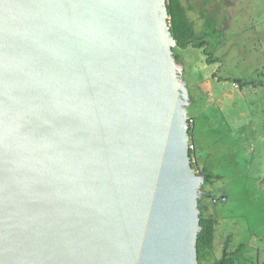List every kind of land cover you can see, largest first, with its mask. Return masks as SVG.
<instances>
[{"label": "water", "instance_id": "95a60500", "mask_svg": "<svg viewBox=\"0 0 264 264\" xmlns=\"http://www.w3.org/2000/svg\"><path fill=\"white\" fill-rule=\"evenodd\" d=\"M169 18L167 0H0V264H199L206 175Z\"/></svg>", "mask_w": 264, "mask_h": 264}, {"label": "rangeland", "instance_id": "374dc122", "mask_svg": "<svg viewBox=\"0 0 264 264\" xmlns=\"http://www.w3.org/2000/svg\"><path fill=\"white\" fill-rule=\"evenodd\" d=\"M182 1L191 7L189 15L199 30L200 0ZM218 2L223 31L209 30L195 38L207 41V51L193 46L176 50L193 99L189 115L195 120L190 131L197 161L194 168L204 167L215 174L202 185L208 195L201 198L205 215L218 220L214 255L204 264L223 257L228 239L229 251L245 244L237 264H264V42L259 39L262 48H252L251 35L260 27L250 25L264 19V0ZM210 53L220 61L209 62ZM235 78L254 80L259 87L246 93L251 86L240 88L235 82L236 87Z\"/></svg>", "mask_w": 264, "mask_h": 264}, {"label": "trees", "instance_id": "16d2710c", "mask_svg": "<svg viewBox=\"0 0 264 264\" xmlns=\"http://www.w3.org/2000/svg\"><path fill=\"white\" fill-rule=\"evenodd\" d=\"M167 6L169 11V23L170 29L175 37L177 43L174 46L173 51L174 55L178 60H180V55L177 53V49L186 48L188 46L193 47H204L207 41L196 40L197 33L198 36H204L206 32L216 31L221 32L222 30V20L224 18L221 16V10L219 6L218 0H200L197 11L200 12L202 23L198 24V29L196 28V21L193 20L189 15L188 6H186L182 0H167ZM193 6V5H192ZM221 13V14H220ZM198 31V32H197ZM204 51L206 52V47H204ZM209 62L212 61H220L219 58H214L210 53L207 59ZM216 76L213 74V77ZM234 82H238L240 88L247 86L251 83H256L251 79H243V78H235ZM191 96V95H190ZM192 99V97H191ZM193 102V99H192ZM191 124L189 126V132L192 129V125L194 124V117L190 116ZM191 134V132H190ZM195 144L194 142L190 143V156L194 157ZM197 161H192V166L195 167ZM201 170L205 173V181H210L215 176V174L208 171L206 168H201ZM204 184V183H203ZM208 196L207 193L204 195ZM199 207L201 210L200 213V224L202 229L198 235L197 241V249H198V260L199 264H204V262L212 255H214V239L216 232V225L218 220L213 215H205V206L202 203V200H199ZM243 244L236 250L229 251V239L226 240L224 245L225 257L221 264H236L239 260L240 252L242 251ZM222 260V257L215 259L213 264H218Z\"/></svg>", "mask_w": 264, "mask_h": 264}, {"label": "crops", "instance_id": "0c3cea01", "mask_svg": "<svg viewBox=\"0 0 264 264\" xmlns=\"http://www.w3.org/2000/svg\"><path fill=\"white\" fill-rule=\"evenodd\" d=\"M221 24H222V30H221V32L223 31V24H224V19L222 20V22H221ZM250 25H252V26H258V27H260L259 28V30H254L253 31V34L252 33H250V35H251V40H252V42L255 44V46H253L252 48L253 49H259V47H261L262 46V43H261V41H259V39H262L263 38V42H264V29L263 28H261V27H263L264 26V19H259L258 21H255V20H253L252 21V23L250 24ZM256 31V32H255ZM221 32H219V34L221 33ZM255 32V33H254ZM260 34H261V36H260ZM256 39H258V41H255ZM258 44V45H257ZM262 48V47H261ZM233 84H236L235 82L233 83ZM258 85V84H257ZM255 83H251V84H249V86H251V90L249 91V90H247V92L246 93H248V92H252L253 90H256L258 87H259V85L257 86ZM264 84H262V86H263ZM236 86V85H235ZM236 87H238V86H236ZM263 88V87H262ZM250 89V88H249ZM263 95V98H264V93H262ZM262 98V102H264V99ZM253 101H257V99L256 98H254V100ZM253 101H251V106H254L255 104H253L254 102ZM259 104V103H258ZM257 106V105H256ZM263 113H264V109L261 111V116H263ZM194 123H195V120H194ZM201 168V167H200ZM204 168V167H203ZM241 245V244H240ZM240 245H238L237 247H235V248H232L233 250H236V249H238L239 247H240ZM245 244H243V246H242V250H243V248H245V246H244ZM242 252V251H241ZM237 264V263H236Z\"/></svg>", "mask_w": 264, "mask_h": 264}, {"label": "built area", "instance_id": "2783aa9c", "mask_svg": "<svg viewBox=\"0 0 264 264\" xmlns=\"http://www.w3.org/2000/svg\"><path fill=\"white\" fill-rule=\"evenodd\" d=\"M236 86H237V84H235ZM190 124H191V119H189V123H188V129H189V126H190Z\"/></svg>", "mask_w": 264, "mask_h": 264}]
</instances>
